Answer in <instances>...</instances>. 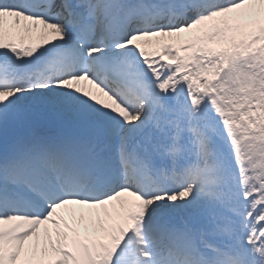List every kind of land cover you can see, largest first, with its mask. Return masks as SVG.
Here are the masks:
<instances>
[{"label": "snow or ice", "instance_id": "1", "mask_svg": "<svg viewBox=\"0 0 264 264\" xmlns=\"http://www.w3.org/2000/svg\"><path fill=\"white\" fill-rule=\"evenodd\" d=\"M0 264H264V0H0Z\"/></svg>", "mask_w": 264, "mask_h": 264}, {"label": "bare ground", "instance_id": "2", "mask_svg": "<svg viewBox=\"0 0 264 264\" xmlns=\"http://www.w3.org/2000/svg\"><path fill=\"white\" fill-rule=\"evenodd\" d=\"M233 23H243V20L234 21ZM26 24H30V22H23L22 21L21 25L16 26L15 28H13V29H15L16 31H18L20 33H24L23 31H25V33H26L25 35H13V36H17L18 39H21V38L26 39L25 40L26 43L27 42L37 41V39L42 38V33L40 31H38L36 29H33L30 26L26 27ZM211 24H212V22H209V25H210L209 30H211ZM219 26L220 27H224L223 24H220ZM203 34H204L203 32H200L199 30L194 29L190 33L180 34V36L177 37V38H169V37H152V38H153V40L156 39L158 41V44H156L155 46L160 47L163 44V41L165 43L167 41L173 42V43H176V42H191V40L193 38H195L196 36L203 35ZM183 36H186V37L184 38ZM29 37L33 38V41ZM149 48H152V47H149ZM123 199L132 200L133 198L129 197L127 194H125V197H123ZM104 207L107 209L109 215L114 214L115 211L119 210V204H118V202H115V201L110 203L107 206H104ZM58 213L61 216H63L69 223L79 224L82 229L85 226H89L93 230H98V229H96V226L94 224L95 217H93L90 220L89 217H88L87 210L86 209H81L79 206H76V212H75V216L74 217H73V215L71 213H69V212H67L66 210H63V209L58 210ZM82 214L84 216L83 220L80 219V216ZM100 215H101V219L102 220H107L108 219V216L105 215L104 212L101 211ZM47 225H48L47 228L49 229L50 234L54 238L55 237L54 226L51 225L50 223L47 224ZM61 227L63 228V222L61 224ZM45 241H46L45 232H44L43 229H40V231H39V242L43 243L42 246H44Z\"/></svg>", "mask_w": 264, "mask_h": 264}]
</instances>
